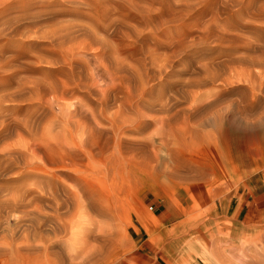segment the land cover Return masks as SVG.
Returning a JSON list of instances; mask_svg holds the SVG:
<instances>
[{
  "label": "rangeland",
  "instance_id": "rangeland-1",
  "mask_svg": "<svg viewBox=\"0 0 264 264\" xmlns=\"http://www.w3.org/2000/svg\"><path fill=\"white\" fill-rule=\"evenodd\" d=\"M0 60V203L32 202L0 251L56 241L58 199L121 233L97 264H264V203L226 216L264 201V0H0ZM109 192L122 223L90 208Z\"/></svg>",
  "mask_w": 264,
  "mask_h": 264
},
{
  "label": "bare ground",
  "instance_id": "bare-ground-1",
  "mask_svg": "<svg viewBox=\"0 0 264 264\" xmlns=\"http://www.w3.org/2000/svg\"><path fill=\"white\" fill-rule=\"evenodd\" d=\"M77 32H79V30L76 32H73V33L72 32H70L68 34L66 33V35L63 37V39H65V38L70 39ZM1 65H2V60H0V68H1ZM89 155L91 156V153H89ZM107 162H106V164H103V168L101 170H99V174L101 173L105 178L109 179L110 177H112V174L114 171L115 172L118 171L117 170L118 167L115 169V167L113 165L111 167L110 166L111 164L109 165V164H107ZM131 170H132V168L130 169V171ZM119 172H120V170H119ZM121 172L123 173V171H121ZM127 172H128V170H126L125 173H127ZM114 174H117V173H114ZM121 174H120V176H121ZM117 175H119V174H117ZM120 176H119V178H117V180L120 179ZM101 177L102 176H100L99 179ZM114 177L116 178L117 176H114ZM97 178L95 177L94 179H97ZM121 178H123V176ZM112 179H110V180H112ZM118 181H120V180H118ZM103 182L104 181H102V183ZM98 184H100V183L98 182ZM105 189H107V188H105ZM107 194H109V195H107ZM107 194H106L107 198L99 200V202L101 201L100 202L101 205L99 204L98 206H97V204L96 205L93 204L94 199L92 197L91 199H93L92 200L93 203L92 204L90 203V208L93 212H95L97 214V216H99L101 218H112L113 221H116V219L119 218V216L117 215L118 206L116 205L115 198L110 194V192ZM103 195H104V193H103ZM99 198H100V196H99ZM102 198H104V196ZM96 200H98V199H96ZM55 201H56L55 206L52 208V210L54 211V214L52 217H54V218L51 221L50 227L52 229V233L54 234V238H55L54 240H56V241H53V239H48L47 240L48 243L47 244L45 243V245H43V246H34L33 244H31L29 242H27V243L22 242V243L17 244V246H15V245L13 246V245H10V243H8L9 244L8 248L6 250L0 251V257L5 259L6 263H8V264H23V263H26V264H97V262H99V258L101 257V255H103V254H101L103 252V248L105 249V253H106V248L107 247L109 248L112 244H114L115 241H113V237H114V236H112L113 234H110L111 237H107L108 234H105V232H103L101 226L98 228L97 225H95L93 222H91L90 224L94 226V228H91L88 225H84L79 220L76 221V218L79 217V215H77V214L81 210L80 209L81 205L79 204L80 202H78L76 213L71 214L70 211H67L69 213V215L70 214L71 215H70V217L68 216L69 219H66L67 217L65 215L64 210H65V207H67V206H65V204H62V202L58 199H56ZM89 201L87 200V202H89ZM102 204H105V205H102ZM31 205H32V202L26 200L24 197H23V199H20L18 197H14V198L7 200V201L4 200V202L0 203V217H1V219H4L5 218L4 214H6V217H7V215H10L11 213H14V215H16L15 213L22 214L21 217H19V221H17L18 225L20 226V224H22L24 221L23 217H25L27 215V213H29V212H27V209L29 207H31ZM4 209L7 210V212L2 211ZM1 211L5 212V213L2 214ZM16 217L18 218V216H16ZM79 218H81V217H79ZM122 219H123L122 217L119 218V221H121ZM123 221H124V219H123ZM123 221H121V223ZM63 234L70 235V242L67 244L68 247L66 249L65 248L63 249V247L61 245L62 244L61 242L63 241L62 240ZM60 236H62V237L59 239L58 237H60ZM117 236L121 237V239L123 238L121 233L117 234L115 237H117ZM115 237H114V239H115ZM106 245H108V246L106 247ZM110 248H112V247H110ZM110 250H107V252L111 253ZM105 253H104V255H105ZM107 254L108 253H106V255ZM108 256H109V254L105 257L107 258ZM99 264H101V262Z\"/></svg>",
  "mask_w": 264,
  "mask_h": 264
},
{
  "label": "crops",
  "instance_id": "crops-1",
  "mask_svg": "<svg viewBox=\"0 0 264 264\" xmlns=\"http://www.w3.org/2000/svg\"><path fill=\"white\" fill-rule=\"evenodd\" d=\"M263 199L251 200L243 192L237 196L233 195L230 203L226 209V216L231 220V228H239L240 225H244L247 220V213L253 210L254 205H263ZM251 208V209H250ZM221 216L224 215V210L220 212ZM134 264H161L159 257L153 252L151 247L142 248L133 255Z\"/></svg>",
  "mask_w": 264,
  "mask_h": 264
}]
</instances>
